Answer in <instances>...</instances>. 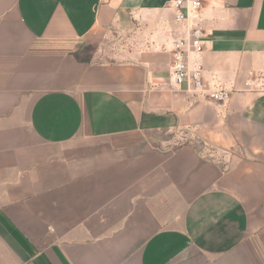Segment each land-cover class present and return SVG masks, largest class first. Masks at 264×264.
<instances>
[{"label": "crops", "instance_id": "obj_1", "mask_svg": "<svg viewBox=\"0 0 264 264\" xmlns=\"http://www.w3.org/2000/svg\"><path fill=\"white\" fill-rule=\"evenodd\" d=\"M198 20L224 103L171 0H0V264H264V0Z\"/></svg>", "mask_w": 264, "mask_h": 264}, {"label": "built area", "instance_id": "obj_2", "mask_svg": "<svg viewBox=\"0 0 264 264\" xmlns=\"http://www.w3.org/2000/svg\"><path fill=\"white\" fill-rule=\"evenodd\" d=\"M203 0H171L175 20L185 25L187 36L177 39L173 47L174 80L187 83L189 90L206 96L209 100L224 103L233 89L222 85L209 87L202 76L203 65L199 55L204 50L205 30L199 22ZM245 89L264 94V75L251 73L245 81Z\"/></svg>", "mask_w": 264, "mask_h": 264}, {"label": "rangeland", "instance_id": "obj_3", "mask_svg": "<svg viewBox=\"0 0 264 264\" xmlns=\"http://www.w3.org/2000/svg\"><path fill=\"white\" fill-rule=\"evenodd\" d=\"M109 46L112 48V46H113V43L111 42Z\"/></svg>", "mask_w": 264, "mask_h": 264}]
</instances>
